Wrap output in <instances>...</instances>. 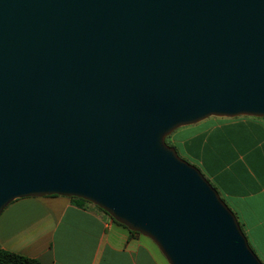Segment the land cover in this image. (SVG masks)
Segmentation results:
<instances>
[{"label":"water","instance_id":"obj_1","mask_svg":"<svg viewBox=\"0 0 264 264\" xmlns=\"http://www.w3.org/2000/svg\"><path fill=\"white\" fill-rule=\"evenodd\" d=\"M264 118V0H0V215L78 198L168 264H263L166 139Z\"/></svg>","mask_w":264,"mask_h":264},{"label":"crops","instance_id":"obj_2","mask_svg":"<svg viewBox=\"0 0 264 264\" xmlns=\"http://www.w3.org/2000/svg\"><path fill=\"white\" fill-rule=\"evenodd\" d=\"M185 129L197 131L172 145L180 143L181 155L216 187L264 264L263 118L212 117ZM0 250L40 264H168L149 238L63 196L11 203L0 215Z\"/></svg>","mask_w":264,"mask_h":264},{"label":"trees","instance_id":"obj_3","mask_svg":"<svg viewBox=\"0 0 264 264\" xmlns=\"http://www.w3.org/2000/svg\"><path fill=\"white\" fill-rule=\"evenodd\" d=\"M264 120V118H263ZM167 142V139H166ZM168 145L173 146L172 143H168ZM180 156V155H179ZM212 184V183H211ZM213 185V184H212ZM213 187L216 189V187L213 185ZM217 190V189H216ZM218 191V190H217ZM219 192V191H218ZM76 200L80 201V202H85V203H89L88 201H85L83 199H78L75 198ZM97 207V206H96ZM98 209H100L101 211L105 212L104 210H102L101 208L97 207ZM113 221L121 226H124L118 222H116L114 219ZM126 227V226H124ZM127 228V227H126ZM128 229V228H127ZM129 230V229H128ZM130 231V230H129ZM133 234H139L137 232H133L130 231ZM0 264H40L38 260L36 259H32L29 257H25V256H21L12 252H8V251H4V250H0Z\"/></svg>","mask_w":264,"mask_h":264},{"label":"rangeland","instance_id":"obj_4","mask_svg":"<svg viewBox=\"0 0 264 264\" xmlns=\"http://www.w3.org/2000/svg\"><path fill=\"white\" fill-rule=\"evenodd\" d=\"M190 126H192V125H190ZM201 128H203V127H201ZM190 130H192V133L191 132H189V131H187V129H185V127H182V128H179V129H177L176 131H174L168 138H167V142L168 143H170L171 144V141H172V139H175L176 141H181L183 138H185L189 133L190 134H193V133H195L196 131H197V129H190ZM175 148H176V150H177V152H178V154L184 159V160H186L182 155H181V152H182V150H181V144L179 143V144H177V146H174ZM186 161H188V160H186ZM189 162V161H188ZM189 163H191V162H189ZM192 165H195V164H193V163H191ZM243 230V229H242ZM253 249V248H252ZM254 252H256V251H254Z\"/></svg>","mask_w":264,"mask_h":264}]
</instances>
